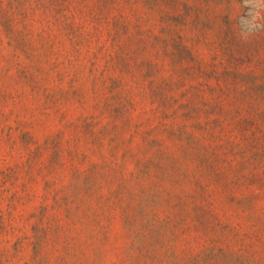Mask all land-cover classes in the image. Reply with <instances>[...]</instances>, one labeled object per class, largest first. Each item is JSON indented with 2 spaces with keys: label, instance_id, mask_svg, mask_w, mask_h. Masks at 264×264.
<instances>
[{
  "label": "rangeland",
  "instance_id": "obj_1",
  "mask_svg": "<svg viewBox=\"0 0 264 264\" xmlns=\"http://www.w3.org/2000/svg\"><path fill=\"white\" fill-rule=\"evenodd\" d=\"M0 264H264V0H0Z\"/></svg>",
  "mask_w": 264,
  "mask_h": 264
}]
</instances>
